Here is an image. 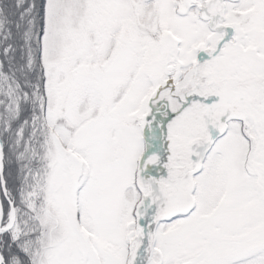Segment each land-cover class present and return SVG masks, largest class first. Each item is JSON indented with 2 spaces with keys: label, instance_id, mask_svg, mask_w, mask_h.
<instances>
[{
  "label": "snow or ice",
  "instance_id": "snow-or-ice-1",
  "mask_svg": "<svg viewBox=\"0 0 264 264\" xmlns=\"http://www.w3.org/2000/svg\"><path fill=\"white\" fill-rule=\"evenodd\" d=\"M0 264H264V0H0Z\"/></svg>",
  "mask_w": 264,
  "mask_h": 264
}]
</instances>
